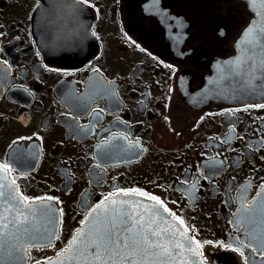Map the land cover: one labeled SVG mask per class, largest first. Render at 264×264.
Wrapping results in <instances>:
<instances>
[{"label": "flooded vegetation", "instance_id": "1", "mask_svg": "<svg viewBox=\"0 0 264 264\" xmlns=\"http://www.w3.org/2000/svg\"><path fill=\"white\" fill-rule=\"evenodd\" d=\"M53 1L50 45L72 51L70 64L44 52L40 0H0V165L26 202L60 215L24 264L60 253L95 206L124 193L155 196L206 264H264V217L249 214L264 190V97L199 92L234 54L246 2Z\"/></svg>", "mask_w": 264, "mask_h": 264}, {"label": "water", "instance_id": "2", "mask_svg": "<svg viewBox=\"0 0 264 264\" xmlns=\"http://www.w3.org/2000/svg\"><path fill=\"white\" fill-rule=\"evenodd\" d=\"M244 1L253 16L235 42L234 54L214 66L205 76L199 92L206 97L230 101H248L264 97V0ZM53 3V0H40L33 17L34 28L41 38L46 55L58 63L70 64L75 60L72 51L56 50L50 45L49 28ZM252 28L256 31L252 37H249L247 32ZM249 40L252 41L251 44L248 43ZM245 60L247 63H243ZM252 77L256 78L252 80L255 87L245 88L242 80H251ZM0 184L4 185L0 188V192L3 193L0 196V225L8 223L4 231L12 235L5 238L9 244H16L21 249L14 251L11 257H8L5 251H0V259L7 264H24L28 246L47 243L58 232L59 211L55 204L50 202H26L16 192L15 184L7 173L2 170H0ZM27 204H31V211L26 207ZM250 207H252L249 211L250 216L264 217V190L258 194ZM24 215L29 217V221L19 226L20 230L17 231L15 221ZM141 216L144 218L143 228L135 223ZM113 222L116 224L115 229L111 227ZM254 226L264 230V224L258 223ZM24 228H28L29 231L25 233ZM106 228L110 233H114L112 239L117 237L127 239L130 245L133 239L142 240L147 235L150 241L163 244L171 254H164L159 248L145 252L146 246L142 243L135 253L123 247L117 250L104 235ZM129 228L131 233L125 231ZM149 229H167V231H161L160 236H152ZM74 239L75 244H73ZM177 244L181 247H176ZM68 249L72 251L69 252ZM117 251L120 255L116 254ZM94 253H99L103 260L97 259ZM125 255L129 259H122ZM113 261L115 264H206L182 224L160 204L122 194L112 195L95 206L77 228L67 246L60 253L39 264H113Z\"/></svg>", "mask_w": 264, "mask_h": 264}, {"label": "snow or ice", "instance_id": "3", "mask_svg": "<svg viewBox=\"0 0 264 264\" xmlns=\"http://www.w3.org/2000/svg\"><path fill=\"white\" fill-rule=\"evenodd\" d=\"M253 2H254V0H253ZM255 31H256V29H254V28L249 29L248 32H247V35L249 37H252L253 34L255 33ZM248 43L251 44L252 41L249 40ZM243 63H247V61L245 60V61H243ZM254 79H256V78L255 77H252L251 80H247V81L242 80L243 86L245 88H254L255 85L252 83V80H254ZM260 107H264V105H260ZM0 170H3L5 172H7L10 169H8L7 165H0ZM13 183H14V181H13ZM3 187H4V185L3 184H0V188H3ZM124 194L125 195H129V193H124ZM134 194L140 195V196H144L145 195V193H143V192H136ZM2 195H3V193L0 192V196H2ZM148 198L151 199V200H153V201H156L157 204H160V206L163 207V204L155 196H150ZM23 199L26 200L27 198H23ZM47 199L51 200L52 198L51 197H48ZM113 203H115V201H113ZM26 207H28L29 210L31 211V204H27ZM165 211H168V209L165 208ZM169 214L172 215L171 213H169ZM4 219L6 220L7 218H4ZM143 220H144V218H143V216H141L140 217V220L136 221L135 223L136 224H140L141 227L143 228ZM28 221H29V217L27 215H24V216H22V218L17 219L15 221V224L17 226V231L20 230V227L19 226H22L24 224H27ZM9 223H11V222H9ZM152 223H155V221H152ZM179 223L180 224H183V221L180 220ZM7 227H8V223H4V224L0 225V251H5L6 254H7V256L8 257H11L14 251H20L21 249L18 248L16 244H9V241L5 238L8 235H12L11 233H6L4 231V229H7ZM111 227H112V229H115L116 228L115 222H113V224H112ZM149 230H150L152 236H160L161 231H165V232L167 231V229H162V230H151V229H149ZM23 231L25 233H27L29 230H28V228H24ZM125 231H128L129 233H131V229L130 228L129 229H125ZM104 235L107 236L109 243L111 245H113L115 247V249H117V250L120 249L121 247H123L124 249H130L132 253H135L137 251L138 246L142 243L143 245L146 246L144 248V251L145 252H148V250H150L152 248H159V249H162V251H163L164 254H168V255L171 254L169 252L168 248H166L163 244H160V243L155 242V241H150L148 239V236L147 235H145L142 238V240H135V239H133L131 241V245L129 244V242H128L127 239H122L120 237H117L116 239H112V235H114V233H110V230L107 229V228L105 229ZM101 239H103V237ZM17 240H19V237H17ZM75 242L76 241L74 239L73 244H75ZM94 246H95V241H94ZM176 247H181V245L180 244H177ZM198 247H200L199 244H197V248ZM189 250L191 251V249H189ZM67 251L70 252V251H72V249H68ZM105 251H107V248H105ZM116 254L117 255H120L119 251H117ZM94 255H96L97 259L103 260V257H101L99 255V253H94ZM122 259L127 260V259H129V257L127 255H125V256L122 257ZM0 264H7V262L4 261L3 259H0ZM38 264H39V262H38ZM113 264H115V261H113Z\"/></svg>", "mask_w": 264, "mask_h": 264}, {"label": "rangeland", "instance_id": "4", "mask_svg": "<svg viewBox=\"0 0 264 264\" xmlns=\"http://www.w3.org/2000/svg\"><path fill=\"white\" fill-rule=\"evenodd\" d=\"M20 120L24 122V120H23V119H20Z\"/></svg>", "mask_w": 264, "mask_h": 264}]
</instances>
